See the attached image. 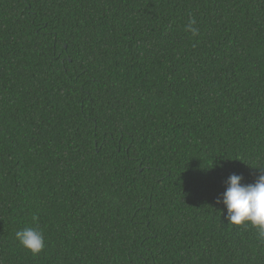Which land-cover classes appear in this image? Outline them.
Listing matches in <instances>:
<instances>
[{"label": "trees", "instance_id": "trees-1", "mask_svg": "<svg viewBox=\"0 0 264 264\" xmlns=\"http://www.w3.org/2000/svg\"><path fill=\"white\" fill-rule=\"evenodd\" d=\"M261 170L264 0H0V264H264Z\"/></svg>", "mask_w": 264, "mask_h": 264}, {"label": "clouds", "instance_id": "clouds-1", "mask_svg": "<svg viewBox=\"0 0 264 264\" xmlns=\"http://www.w3.org/2000/svg\"><path fill=\"white\" fill-rule=\"evenodd\" d=\"M195 19H191L186 31L193 36L198 34L194 27ZM244 177L232 174L227 180V189L223 193L222 202L227 209L226 220L229 224H251L259 229V234L264 237V170L256 178L254 183H243ZM33 217V220H37ZM19 243L34 255L42 252L46 247L45 237L42 231L35 227H25L16 232Z\"/></svg>", "mask_w": 264, "mask_h": 264}]
</instances>
